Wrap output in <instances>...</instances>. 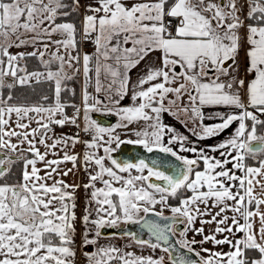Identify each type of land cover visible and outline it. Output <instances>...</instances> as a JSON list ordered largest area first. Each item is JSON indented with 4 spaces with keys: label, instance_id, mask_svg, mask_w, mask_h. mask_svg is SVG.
<instances>
[{
    "label": "snow or ice",
    "instance_id": "obj_1",
    "mask_svg": "<svg viewBox=\"0 0 264 264\" xmlns=\"http://www.w3.org/2000/svg\"><path fill=\"white\" fill-rule=\"evenodd\" d=\"M262 117L264 0H0V264H264Z\"/></svg>",
    "mask_w": 264,
    "mask_h": 264
},
{
    "label": "crops",
    "instance_id": "obj_2",
    "mask_svg": "<svg viewBox=\"0 0 264 264\" xmlns=\"http://www.w3.org/2000/svg\"><path fill=\"white\" fill-rule=\"evenodd\" d=\"M24 49H13V51H23ZM32 49L29 48L27 49V51H31ZM85 51H92V48L91 46H87L85 48ZM142 67V66H141ZM139 71V69H134L133 72H132V76H133V79H135V75L136 73ZM80 89H81V83L78 82V90H79V100H80ZM91 90V89H90ZM79 103V102H78ZM77 103V104H78ZM125 103H127V101H125ZM104 116L102 117L103 121H105V126H108V125H111V124H114L116 123L117 121V117L114 116V115H110V114H106V113H102ZM93 116V115H92ZM93 119H95V117L93 116ZM164 120L166 123H169V124H174L175 127H177L181 132H185V129L178 123H176L170 116L168 115H165L164 116ZM207 122V121H206ZM57 134H61V133H64V134H68V135H75V134H72V133H68V132H62V131H56ZM187 134V133H185ZM226 135V133H225ZM123 133H121V137H123ZM223 137H220L218 139H222ZM81 140H87L89 139V137H80ZM213 143L215 141H212ZM205 143H208V141H206ZM84 150V145L83 144H77L74 151L77 152V153H82ZM41 151H43V148H41ZM62 155V153H61ZM49 159H53V158H57V157H54V156H49L48 157ZM38 167H42V165H38ZM62 168H71L72 167V164L71 163H66V164H62L61 165ZM43 174V173H42ZM67 180L68 183H76V184H80L82 185L84 181H87V177L84 173V171H82V169L77 172L75 175H69L68 177L65 178ZM165 213H168V212H165ZM199 223V222H198ZM198 223L196 222V227H200L201 225H198ZM208 225H205V228L207 229ZM191 235V234H190ZM77 244H79V239H77ZM206 247H211V245H206ZM228 248L227 245L224 246V250L226 251ZM77 259L80 260L82 262V255L78 252L77 253Z\"/></svg>",
    "mask_w": 264,
    "mask_h": 264
},
{
    "label": "water",
    "instance_id": "obj_3",
    "mask_svg": "<svg viewBox=\"0 0 264 264\" xmlns=\"http://www.w3.org/2000/svg\"><path fill=\"white\" fill-rule=\"evenodd\" d=\"M92 115L95 117V119L98 122H105V121L102 120L103 119L102 117L104 116L102 113H93ZM114 155L117 156V158L133 157V156H135V157L146 156L149 159L153 158V154L146 153L145 150L142 149V147L135 146V145H127V144L121 145L120 149H118L117 152L114 153ZM165 214L167 215L169 213H165ZM122 227H126V228H128L129 230H132V231L140 232L139 225H127V226L122 225ZM111 231H112L111 229H105V232H111ZM141 235H146V234L145 233H141Z\"/></svg>",
    "mask_w": 264,
    "mask_h": 264
},
{
    "label": "rangeland",
    "instance_id": "obj_4",
    "mask_svg": "<svg viewBox=\"0 0 264 264\" xmlns=\"http://www.w3.org/2000/svg\"><path fill=\"white\" fill-rule=\"evenodd\" d=\"M68 112V111H67ZM129 137H126L125 135L123 137H121V139H128ZM132 139H134L135 137H131ZM116 145L113 144L112 147H115ZM101 154L102 151H101ZM83 171V170H82ZM84 183H87V181H84ZM82 184V185H83ZM81 185V187L77 190L76 192V195L78 197V201H77V215L80 216L85 208V203H86V194H85V190L83 188V186ZM97 186H100V185H97ZM167 212V211H166ZM199 222V220H197V223ZM198 225H200V222L198 223ZM78 229H79V223H78ZM200 237L197 236V239H199ZM79 239V238H77ZM116 243L118 244H122L123 242L122 241H116ZM129 250H136V249H129ZM147 254V253H145ZM77 264H84V261L82 259V262L80 260L77 259Z\"/></svg>",
    "mask_w": 264,
    "mask_h": 264
},
{
    "label": "built area",
    "instance_id": "obj_5",
    "mask_svg": "<svg viewBox=\"0 0 264 264\" xmlns=\"http://www.w3.org/2000/svg\"><path fill=\"white\" fill-rule=\"evenodd\" d=\"M72 109H70L68 111V114L71 115L72 114ZM262 119H264V117H262ZM55 131H62V132H68V133H72V134H76L79 129H77L76 127L74 126H71V125H68V126H65L63 128L61 127H56L55 128ZM80 137H87L83 132H80Z\"/></svg>",
    "mask_w": 264,
    "mask_h": 264
},
{
    "label": "trees",
    "instance_id": "obj_6",
    "mask_svg": "<svg viewBox=\"0 0 264 264\" xmlns=\"http://www.w3.org/2000/svg\"><path fill=\"white\" fill-rule=\"evenodd\" d=\"M35 64H36L35 61H31V62H30V67H34ZM70 87H74V88L76 89V93H77V95H76V98H75V101H74V102H75V103H78V102H79L78 82H76V83L70 85ZM70 109H71V108L67 109L66 111H69Z\"/></svg>",
    "mask_w": 264,
    "mask_h": 264
}]
</instances>
